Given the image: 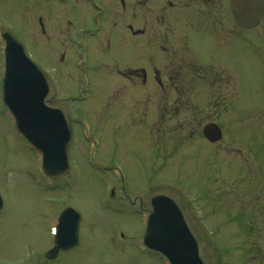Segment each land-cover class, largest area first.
Segmentation results:
<instances>
[{"label":"rangeland","instance_id":"1","mask_svg":"<svg viewBox=\"0 0 264 264\" xmlns=\"http://www.w3.org/2000/svg\"><path fill=\"white\" fill-rule=\"evenodd\" d=\"M97 1L103 11L95 26L88 0H0V30L8 28L22 41L53 81V101L83 118L99 139L92 159L113 165L98 170L88 163L93 146H87L79 121L68 149L69 174L56 187L43 181L37 155L26 149L0 103V264H162L139 245L138 214L125 205L117 213L115 200L106 199L103 181L117 173V164L127 172L131 197L148 194L136 186L154 166L152 187L172 188L189 209L193 203L212 264H264V17L258 27L233 34L228 0H219L220 21L213 28L220 27L212 35L188 37L176 21L166 44L156 35L162 29L155 30L152 14L157 20L166 11L180 16L201 9L200 0H168L165 11L166 0H155L154 9L149 0L136 7L138 0ZM173 48L182 49L180 59ZM149 66L158 70L156 81ZM132 68H144L145 80ZM78 72L86 79L80 91ZM124 84L127 101L120 93ZM175 88L182 91L181 103L172 95ZM81 92L85 98L78 97ZM209 121L221 128L216 142L202 135ZM67 203L82 213L81 241L47 260L49 225Z\"/></svg>","mask_w":264,"mask_h":264},{"label":"water","instance_id":"2","mask_svg":"<svg viewBox=\"0 0 264 264\" xmlns=\"http://www.w3.org/2000/svg\"><path fill=\"white\" fill-rule=\"evenodd\" d=\"M236 22L242 27L259 23L263 14V0H231ZM7 40L6 71L2 80V97L13 112L21 132L43 152V169L48 175L60 177L67 173L66 149L71 139L70 123L65 110L59 105L49 104L52 85L42 70L23 52L20 42L9 32L3 33ZM31 73L34 81L26 79ZM43 83V85H41ZM55 109L56 124L47 123L46 115L40 109ZM52 127V128H51ZM203 134L210 140L220 137V130L214 123L205 124ZM149 219L144 238L166 254L172 264H210L203 250L200 236L185 214L183 205L173 192L157 190L149 197ZM79 214L66 208L59 217L60 240L57 247L46 256H55L59 247H70L75 243Z\"/></svg>","mask_w":264,"mask_h":264},{"label":"flooded vegetation","instance_id":"3","mask_svg":"<svg viewBox=\"0 0 264 264\" xmlns=\"http://www.w3.org/2000/svg\"><path fill=\"white\" fill-rule=\"evenodd\" d=\"M150 3H151V8L154 9L155 6V0H149ZM148 0L146 2H149ZM165 1V0H164ZM138 3L135 4V7L136 5L138 4H141V3H144V2H139V0L137 1ZM167 3H164L165 5L162 7V9L165 11L167 10L168 8H170V4H169V1L166 0ZM121 3H123V1L121 0ZM218 3H219V0H200V4L202 6L201 9H198L197 11V15L196 17H192L190 15V13H183L181 12L180 16H177L178 13H174V11H166L164 14H161L159 19L157 20V15L156 13H153L151 18L152 20L150 19V21H154V27H155V30L156 28H161L162 31L161 32H157L156 31V35H159V36H163V39L165 38V36L167 35V33L171 31V29H174V26L170 25L171 22H176L178 21V24L180 23H183V25L185 27H188L189 25H193V24H197V25H204V23H206V25H208L209 27H213L215 24L214 22L216 23H219V21H215L213 20V13L215 12L216 9H218ZM188 7V3L187 4H184L183 7L181 8H187ZM206 9H209L210 11H213V12H210V11H206L204 8ZM202 14L203 16L205 15V17H203V19H200L199 18V15ZM195 19L192 23V20ZM157 20V21H156ZM156 22H158V24H162V26H157L156 25ZM170 22V23H169ZM169 25L171 26V28H169ZM218 26V25H217ZM139 30V29H138ZM166 44H167V40L164 39ZM174 49V48H173ZM175 52H177L175 49H174ZM175 54V57L177 56L179 59H180V56H178L176 53ZM150 67V66H149ZM152 68V74L154 73V79L156 81V72H158V70H156L155 66L154 67H150ZM141 74L138 71H135L136 72V75L135 76H141V79L142 81L145 80V76H147V74H145V70H143V68L141 69ZM189 71H192V69H190ZM159 74L161 75L162 77V74L159 72ZM183 74H186V72H183ZM187 75V74H186ZM160 84H162V81L161 80H158ZM177 88H181L177 85H175ZM122 87H129L128 85H123ZM165 91L167 90V88L165 87L164 84H162L161 86ZM176 89V92H173V94H175V102H182L181 101V90L179 89ZM171 107V106H170ZM154 169V166H152L151 169H149L148 172H151L152 170ZM151 180L148 181V185L150 183ZM117 182V186H119L118 190H117V194H116V201L117 203H120L122 204L124 201L132 204V205H137L138 207V212L142 209L143 210V205H144V197L143 196H140V195H134L131 197V195H129L126 191H125V178L123 175H120L119 176V179L118 181L116 180ZM137 189L139 188L138 186L136 187ZM115 192L112 191V195L114 194Z\"/></svg>","mask_w":264,"mask_h":264},{"label":"snow or ice","instance_id":"4","mask_svg":"<svg viewBox=\"0 0 264 264\" xmlns=\"http://www.w3.org/2000/svg\"><path fill=\"white\" fill-rule=\"evenodd\" d=\"M53 231H55V229H53Z\"/></svg>","mask_w":264,"mask_h":264}]
</instances>
